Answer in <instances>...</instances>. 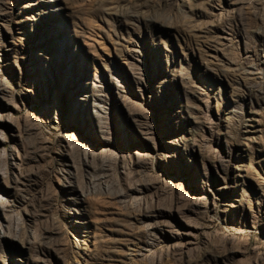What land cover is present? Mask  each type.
I'll use <instances>...</instances> for the list:
<instances>
[{
	"label": "rangeland",
	"instance_id": "374dc122",
	"mask_svg": "<svg viewBox=\"0 0 264 264\" xmlns=\"http://www.w3.org/2000/svg\"><path fill=\"white\" fill-rule=\"evenodd\" d=\"M0 264H264V0H0Z\"/></svg>",
	"mask_w": 264,
	"mask_h": 264
}]
</instances>
